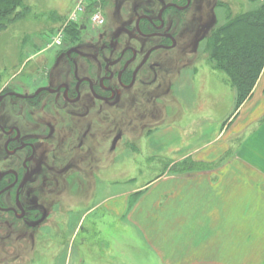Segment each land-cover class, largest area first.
<instances>
[{
    "label": "rangeland",
    "instance_id": "rangeland-1",
    "mask_svg": "<svg viewBox=\"0 0 264 264\" xmlns=\"http://www.w3.org/2000/svg\"><path fill=\"white\" fill-rule=\"evenodd\" d=\"M26 1L31 8L27 17L0 33V93L4 88L21 92L23 87L29 90L44 83L45 77L33 79L45 74V66H52L56 54L52 48L59 45L53 39L62 34L64 41L62 18L69 19L79 0ZM198 2V15L189 17L196 24L195 33L181 39L182 46L173 52L175 57L161 74L159 86L152 87L155 92L159 89V96L147 99L134 91L138 102L127 115L116 114V131L120 129L123 137L114 149L100 147L107 153L98 160L94 180L77 175L71 177L69 187L52 189L49 218L43 225H16L9 216L0 221V264H167V258L129 223V209L124 215L123 210L118 213V206L127 200L134 203L136 198L129 191L140 189L176 164L152 153L147 144L150 135L169 126L199 128L207 119L222 118L236 104V90L228 75L215 69L197 30L216 18L219 27L255 6L251 0ZM110 11L115 28L128 19L116 6ZM83 33L97 31L84 29ZM231 155L224 154L222 160ZM109 207L117 212H109Z\"/></svg>",
    "mask_w": 264,
    "mask_h": 264
},
{
    "label": "flooded vegetation",
    "instance_id": "flooded-vegetation-1",
    "mask_svg": "<svg viewBox=\"0 0 264 264\" xmlns=\"http://www.w3.org/2000/svg\"><path fill=\"white\" fill-rule=\"evenodd\" d=\"M199 2L99 0L94 5L103 23L97 25L88 13L74 21L79 23L77 36L69 40L65 32L64 41L52 48V66L33 79L45 77L43 84L1 91L0 221L9 216L16 225H43L52 189L69 187L77 175L94 180L98 160L107 153L100 147L114 149L123 137L116 131V114L127 115L138 102L134 91L147 99L159 96L152 87L159 86L181 39L195 33L189 17L198 15ZM115 6L128 15L118 28L111 19ZM217 21L201 24L199 42L207 44ZM84 29L97 33L85 34Z\"/></svg>",
    "mask_w": 264,
    "mask_h": 264
},
{
    "label": "crops",
    "instance_id": "crops-1",
    "mask_svg": "<svg viewBox=\"0 0 264 264\" xmlns=\"http://www.w3.org/2000/svg\"><path fill=\"white\" fill-rule=\"evenodd\" d=\"M203 124L150 135L152 153L172 162L191 157L205 166L167 169L129 191L136 200L119 204L118 213L129 209V223L167 264H264V68L238 108Z\"/></svg>",
    "mask_w": 264,
    "mask_h": 264
},
{
    "label": "trees",
    "instance_id": "trees-1",
    "mask_svg": "<svg viewBox=\"0 0 264 264\" xmlns=\"http://www.w3.org/2000/svg\"><path fill=\"white\" fill-rule=\"evenodd\" d=\"M95 2L87 6L89 16L95 10ZM251 2H254L253 8L238 13L217 27L207 43L215 69L225 72L236 90L237 108L250 96L264 68V0ZM30 12L26 0H0V33L26 18ZM62 26L69 40L79 33V23L68 21V18H62ZM1 76L0 72V81ZM204 166L189 157L176 162L171 170L185 172Z\"/></svg>",
    "mask_w": 264,
    "mask_h": 264
},
{
    "label": "built area",
    "instance_id": "built-area-1",
    "mask_svg": "<svg viewBox=\"0 0 264 264\" xmlns=\"http://www.w3.org/2000/svg\"><path fill=\"white\" fill-rule=\"evenodd\" d=\"M91 2L92 1L89 2V0H79L74 10L71 12L68 21L74 22L80 20L81 15L86 13L87 6ZM89 19L94 23H96L97 25H100L104 21V16L100 10H94L90 14ZM62 38H63L62 34H59L53 39V42L56 44H61Z\"/></svg>",
    "mask_w": 264,
    "mask_h": 264
},
{
    "label": "water",
    "instance_id": "water-1",
    "mask_svg": "<svg viewBox=\"0 0 264 264\" xmlns=\"http://www.w3.org/2000/svg\"><path fill=\"white\" fill-rule=\"evenodd\" d=\"M10 94H12V95H15V94H16L17 96H23V95H21V94L13 93V92L10 93ZM4 96H5V94H1V95H0V103H1V101L3 100ZM116 141H117V139H116ZM116 141H115V142H116ZM2 175H3V174L0 175V178L2 177Z\"/></svg>",
    "mask_w": 264,
    "mask_h": 264
}]
</instances>
